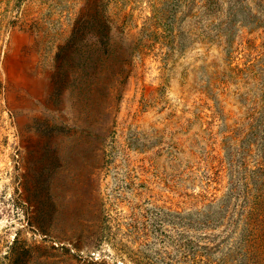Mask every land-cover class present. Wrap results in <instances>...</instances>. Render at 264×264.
Masks as SVG:
<instances>
[{"label": "rangeland", "instance_id": "obj_1", "mask_svg": "<svg viewBox=\"0 0 264 264\" xmlns=\"http://www.w3.org/2000/svg\"><path fill=\"white\" fill-rule=\"evenodd\" d=\"M263 198L264 0H0V264H264Z\"/></svg>", "mask_w": 264, "mask_h": 264}, {"label": "trees", "instance_id": "obj_2", "mask_svg": "<svg viewBox=\"0 0 264 264\" xmlns=\"http://www.w3.org/2000/svg\"><path fill=\"white\" fill-rule=\"evenodd\" d=\"M262 204L264 205V198L262 199ZM262 215H259V217H261ZM264 216V215H263ZM257 238V237H256ZM256 238H252V241L249 240L248 242L246 241V244H247V253L248 254H252L253 253V247L252 245H256V242H257V239ZM251 256V255H250ZM255 264V262L253 263ZM256 264H260L259 262H257Z\"/></svg>", "mask_w": 264, "mask_h": 264}]
</instances>
